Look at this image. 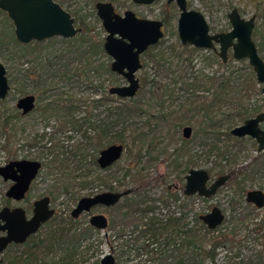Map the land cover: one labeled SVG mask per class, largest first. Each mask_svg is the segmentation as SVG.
<instances>
[{"label": "rangeland", "instance_id": "rangeland-1", "mask_svg": "<svg viewBox=\"0 0 264 264\" xmlns=\"http://www.w3.org/2000/svg\"><path fill=\"white\" fill-rule=\"evenodd\" d=\"M96 0H55V2L61 4V6L76 19V11L78 16H82L84 23L75 22V27L80 28L83 31V26L91 28L92 32L100 39H104L106 32L101 26V21L97 22L94 18L96 16L95 11ZM96 2H110L115 11L118 14H123L125 11L133 12L137 17L147 20H159L162 15L172 14L175 18L172 20L170 26L164 28V36L160 40L157 48L159 51H163L167 56L172 57L174 63L177 61L176 57L178 53H182L179 48L180 42L177 36L176 21L178 18V9L175 4L168 5L166 0H157L149 6L137 5L132 3L131 0H98ZM187 6L189 9L200 12L209 26L211 33L227 32L231 29V25L228 21L227 14L232 8H236L240 16L244 19H249L252 16L255 17V27L257 25H263L259 29L264 39V0H187ZM97 17V16H96ZM261 17V19H260ZM255 29V28H254ZM13 26L11 21L7 18L6 14L0 12V63H2L6 69V76L10 84V92L8 96L0 103V166L5 163L16 159L36 160L41 162L42 166L36 177V180L32 184V188L25 200L14 203L7 202L4 193L7 190L9 183L4 182L0 178V209L5 205L10 207L19 206L22 207L28 216L31 215V203L35 199H39L43 196L50 198V207L54 209L55 213L53 217L40 228L38 231L40 234H44L54 228L57 225L66 226L68 228H81L85 221H88V215L81 217L74 225L68 223V217L71 210L76 205L77 201L82 197H91L95 194H99L108 190L107 186H111L117 192H122L125 189L131 188L132 194L129 196L131 200L145 199V203H141L139 206L141 209H149L145 211L143 215H138L137 223H141V227L147 224L149 218L153 217L156 220H163L164 217L169 216V213L177 212V206L184 205L185 201L180 198L179 202L174 204V207L168 208L161 200L162 198H168L166 187L178 186L179 193L184 185V176L189 169H206L210 172L211 180L215 179L219 175L232 173L233 177L241 176L243 171L249 175L248 181L244 182L246 191L259 189L264 192V152L258 153L256 151V143L250 137L243 139L234 138L231 135H225V126L221 127L219 133L223 134L219 136V140L216 142L219 148H226L228 152L233 154V159H222L218 157L217 151H211L212 139L208 142V145H203L201 140L194 138V132L190 139L186 140L188 145L186 149H189L191 157L184 156L178 160L179 166L170 163L166 159L168 157L174 158V150L182 148L181 130L184 126H188L186 123H182V126L176 132L172 124H160L157 123V128L154 127V123L148 127L146 120L149 116H157L164 112H172V118H180L182 122L187 119H191L197 115V113H190L188 108H193L195 104L190 105L193 102V97L189 95L188 84H177L176 86L167 87V91L173 89V97L170 98L167 92H155L148 88L149 84L141 90L140 94L134 98V102L128 100L121 101L128 106L136 105L138 108L137 114L131 120L136 129L148 132L156 128L155 138L158 145V158L152 159L149 163L148 156L144 157L140 164L134 165L133 168L127 172L128 164H134V151L129 152L124 149L122 157L112 166L106 170H100L93 164V160L98 157L99 152L104 149L107 144L104 141L103 144L98 143L97 137L91 132L86 133V137L83 138V130H86V126L80 131H72L70 126L65 124L66 118L62 117L58 113L45 112L47 102H55L56 100H63V95H70L75 102V115L74 119L78 120L79 117H87L88 114H92L95 121L103 120L106 117V110L109 106L104 104L94 108L93 101L101 100L100 92L92 91L91 84H107V77L104 73L101 75H95L92 73L89 76V84H76L75 86H66L59 83L58 69H60L65 63L68 65L67 69L71 73L73 71L83 67L77 61H72L70 56L69 60L64 63H57L55 57L57 53H61L64 49H73L74 44L72 41H60L59 38H51L44 42H41L40 47L31 45L30 49L33 51V56H25L19 59L14 56V46L11 44V37H14ZM255 31V30H254ZM81 33V32H80ZM254 33V32H253ZM79 35V34H78ZM78 35L75 37L77 38ZM259 37V36H258ZM258 37H253L254 42H258ZM23 45V44H21ZM26 46V45H24ZM176 46L177 52L174 55L170 48ZM29 52V51H28ZM25 51V55L28 54ZM23 54L18 52V56ZM23 54V55H24ZM36 54L46 60V63L55 64L51 73L45 77V84L41 90L35 87V83L24 81V71L31 69L34 64L31 63L30 58L36 57ZM192 54V53H191ZM210 52L204 50L195 52L192 54L193 71H199L202 68V60L207 57ZM97 58V57H96ZM186 56H182L185 60ZM229 58H231V52H229ZM102 60V58H97ZM147 62V66L143 67L136 73V77L141 80V75L147 72L149 75L156 74L154 67L148 62V57L142 55L141 63ZM57 63V64H56ZM247 60L243 63L240 61H231L230 70L241 68ZM80 64V65H79ZM204 64V63H203ZM190 66V69H191ZM216 65L207 67L205 73H210L217 70ZM187 71V69H185ZM60 73V71H59ZM74 82V81H73ZM91 82V83H90ZM125 85L123 79H119L116 86ZM169 86L170 84H166ZM45 95L43 96V92ZM59 94H63L59 97ZM26 95H34L36 97L35 109L27 116H20L19 111L16 110V101ZM40 95V99H39ZM199 96L198 94H195ZM43 96V97H42ZM119 100V99H118ZM162 101V102H161ZM247 104H253L258 102L262 105L264 110V95L257 94L253 91L248 97L244 99ZM106 105V106H105ZM227 108H222L223 110ZM163 112V113H164ZM14 113L18 114V118L11 119L8 126L3 128V117L13 116ZM193 116V117H192ZM199 117V116H198ZM109 122V118L107 116ZM198 122V119H196ZM241 125L238 123L236 126ZM134 126L129 124H121L113 132L108 131L109 137L121 136V129L127 128L123 137L131 136ZM146 127V128H144ZM192 127V126H190ZM152 133V132H151ZM150 137L147 138L149 140ZM36 144H35V143ZM117 144V143H114ZM80 148L81 154L84 156V167L78 168L81 157L78 156L72 159L71 152L74 149ZM63 153L59 159H62L67 165L61 174H58L56 170H49L47 164L51 161V155H57L58 152ZM48 155V156H47ZM155 155H151L153 157ZM188 166V167H186ZM243 170V171H242ZM240 175H239V174ZM68 175V176H67ZM88 176L87 180H90V185L87 188H80V183L84 176ZM67 176V177H66ZM78 178V179H76ZM98 178L107 179L106 185L97 183ZM68 186L65 189V186ZM230 181L221 188L216 195L209 198L207 201L195 200L191 207L190 219L194 214L205 215L211 211L213 207H219L223 209L227 215V221L223 225L216 227L214 230H208L205 234L207 243L219 242L220 245L214 249L213 260L205 259V263L215 264H264V225L258 227L257 223L259 218L264 216V209L259 211L252 210V214L248 211V208H244V211H237V215H234V210L239 208L238 200L240 196L234 195L231 190ZM136 188V189H134ZM134 190H136L134 192ZM67 191V192H65ZM243 201V195L241 197ZM119 206L113 208L96 207L91 213L102 214L108 220V226L104 230H96L98 233L94 234L89 241L90 249L86 250L83 247L80 248V252L77 255V259L84 261L83 264H100L101 258L111 253L115 259L116 264H174V259L169 255L173 253V247L163 246V238L160 236H152L146 234L139 239L138 242H134V237L137 233H131L130 221H122L119 218L121 214L120 206L122 202H119ZM242 213L238 216V213ZM248 213L247 217H244ZM251 214V215H250ZM236 216V217H235ZM139 217L141 219H139ZM235 217L236 219H232ZM259 217V218H258ZM252 220V235H248L244 231L243 226L248 227ZM248 225V226H247ZM122 233V236H118V233ZM130 233L131 235H129ZM235 233V234H234ZM200 236H203V232H199ZM235 235V236H234ZM221 237L227 238V241H222ZM248 238L249 241L248 242ZM252 239V241H251ZM237 244L236 245V242ZM245 241V243H243ZM128 245L131 247V251L127 249L125 254L120 255V246ZM154 248L157 251H152ZM122 249V248H121ZM166 249V255L169 259H162L159 251ZM124 250V249H123ZM19 254L20 250H11V254ZM6 252L0 254V259L4 258Z\"/></svg>", "mask_w": 264, "mask_h": 264}, {"label": "trees", "instance_id": "trees-1", "mask_svg": "<svg viewBox=\"0 0 264 264\" xmlns=\"http://www.w3.org/2000/svg\"><path fill=\"white\" fill-rule=\"evenodd\" d=\"M96 1L95 4L98 3ZM94 18L99 22L96 16H94ZM174 18L175 15H173V13L166 16L164 14L160 20L165 27H168ZM74 20L78 23H84L82 16H78L77 11L76 19ZM262 27L263 25L256 26L253 37L259 36L256 46L258 54L264 60V39L259 31ZM59 39L62 42L72 41L74 48H67L61 51V53H57L55 61L58 64L64 63L65 61L67 62L71 56L72 61H77L80 64H83L81 70L77 69L71 73L70 70L67 69L68 65L65 63L60 69H58L57 75L59 83L61 82V84L66 86H75L76 84L83 83L89 84L87 81H90L89 76L92 73L95 75H101L104 73L107 77V84H96L95 86L91 84L90 89L102 93L101 100L95 102L96 108L99 107L102 102H104V104L106 103V105L109 103L108 99L106 100L105 98H109L110 103L109 106L105 108L107 115L105 119L101 121H95L92 114H88L87 117H79L78 120H75V102L70 95L66 94H61L64 96V99L59 104H53L51 102L45 104L46 108H44L42 112L45 113L49 111L62 115V117L66 118L65 124L69 125L72 131H80L86 126V130H83V138L89 139V141L90 137L85 136L87 132H91L97 137L99 145L103 144L104 141H106L107 144L118 143L123 144L127 151H134L135 161L134 164H128L127 172H129L134 165L136 166L140 164L144 157L148 156L149 159L147 161L149 163L152 159L158 158V145L155 138V129L158 126L155 125L159 122L160 124H172L174 130L176 129V132H178L182 123L192 126L194 138L199 137L203 145H208V142L212 139V143L214 144L211 147V151L216 150L218 157L232 161L233 154L228 152L226 148H219L216 144L219 140V136L223 135L219 133L221 127L225 126V135H230V130L238 123H242L246 119L263 111L262 105L258 102L253 104H247L244 102V99L253 91L257 92V94H262L261 86L256 82L255 74L248 63L244 64L241 68L230 70L228 67L230 66L231 61L222 64L216 54L210 53L207 57L203 58L202 62L204 64L202 63V68L199 71H193V67L191 66L193 59L192 54L198 52L197 50L180 44L179 48H181L182 53H178V56L176 57L177 61L174 63L172 57L167 56L163 51H159L157 48L159 42L157 45L148 48L144 53V55L148 57V62L154 67L156 74L149 75L147 72H144L141 75V86L135 97L140 94L144 87H146V84H149L148 88L155 92H161L163 94L164 92H167L170 98L173 97V89L167 91V87H173L177 84H188L187 86L189 88L187 91L190 92L189 95L194 96L193 102L190 105L195 104L196 106L188 108L187 111L190 113H197V115L182 122V120L180 121V118H172V112L166 113L162 110L161 113H158L155 117L149 116L145 122L148 127H150L152 122L154 123V127L156 128H154L153 131L149 130L148 132H145L136 129L134 124H132L133 120L131 119L137 114L136 108L138 107L136 105L128 106L121 102L123 100H128L133 103L135 97L130 99H119L115 96L110 97L108 94V89L111 86L116 85L119 79L122 78L110 70V58L105 54L103 49L104 39H100L92 32L91 28H86L84 26L83 31L81 30V33H79L77 38ZM1 41L2 40L0 39V45ZM11 42L15 49L14 56L19 59L29 55L32 58L33 51L31 50L33 48L30 49L31 45H35L39 48L40 44H42L32 42L24 46L17 42L13 37H11ZM170 50L174 55L177 52L176 46L170 48ZM25 51H29L28 54L25 55ZM18 52H22L24 55L21 54L18 56ZM36 55L37 56L33 59L30 58L31 63L34 64V66H32L31 69H28V71H24L23 79L24 81L35 83V87L41 90L46 81L45 77L52 72L53 67L56 65L50 62L47 64L46 60L44 61L40 54ZM184 55L186 56L185 60L182 59V56ZM96 57H101L102 60H97ZM243 61L244 60L240 62L243 63ZM214 65L218 67L217 70L205 73L207 67H212ZM145 66H147V62L142 64L141 69ZM185 69H187V71H185ZM51 75L54 76L56 74L51 73ZM166 84L170 85L167 86ZM195 94H198L199 96H196ZM44 95L45 93L43 92V96ZM40 98L39 95V99ZM1 102L2 100H0V103ZM60 105H62V107H60ZM222 108H227V110L224 109L222 111ZM107 116L110 119L109 122ZM15 118H18V114L16 113H14L13 116L3 117V128L7 127L9 121ZM196 119H198V122ZM121 124L134 126L135 130L132 131L129 139L128 137L126 138L122 136L127 131V128L121 129V136L114 135L110 138L108 131L110 130L113 132V130ZM148 137H150L149 140H147ZM181 144L182 148L179 147L174 150V158L172 159L171 157H168L166 159L176 166H179V159H182L184 156L191 157L189 149H186L188 145L187 141L182 140ZM80 150V148H76L71 152L72 159H75L78 156L81 157L80 164L78 165L79 169L84 167V164L82 163L84 156L78 154ZM62 153L63 152L60 151V153L58 152L55 156L51 155V161L47 164L49 170H56L58 174H61L63 170L68 169L65 168L67 165L64 161L59 159ZM151 155L155 156L151 157ZM93 164L96 166L95 162ZM242 176L247 177L248 175L247 173H243ZM87 178L88 176L86 175L82 178L83 180H81V183L79 184L80 188H87L89 186L90 180H87ZM96 182L106 185L107 179L98 178ZM67 188L68 186L66 185L65 189ZM107 188L110 191L114 190L111 186H107ZM135 191L136 190H134V192ZM167 194L170 195L169 191H167ZM172 197L171 195L169 196L170 199ZM185 199L188 200V203L192 206L194 204L193 202L197 200L196 198ZM173 200L176 202L178 197L174 196ZM141 203H145V199L131 200L128 197L124 199L123 204L119 207L121 210L119 218H121L122 221H130L132 226L131 233H137L134 237V242H138L139 239L146 234L162 237L163 246L166 245V247H173L174 254L171 253L169 256L174 259V264H204L205 259L213 260L214 249L219 246L220 243L218 241L211 242L210 244L207 243L205 234L208 233V230L199 220L198 214H194V216L191 217L190 222H186V219L189 216L188 212L185 211L186 206L188 205L187 202L184 210L181 211L183 221H181L180 216L175 218L169 216L165 222L163 220L158 221L151 217L148 219L147 224L142 226L143 228H140L141 223H137V216L140 214L143 215V213L145 211L147 212L149 209H141L139 207ZM139 219L141 218L139 217ZM67 221L70 225H74L78 220L73 221L68 217ZM199 232H203V236H200ZM97 233L98 232L95 229L88 225L87 221L83 223L81 228H68L66 226L62 227L57 225L56 228L44 234L37 232L22 245H10L4 251L6 254L4 258L0 259V264H83L84 261L80 260L81 258L77 259L80 248L83 247L84 249L89 250L90 244H88L87 241ZM122 233L123 232H119L118 236H122ZM120 247L122 248H119L120 255L125 254V249L128 251L132 250L128 245H121ZM11 250H20V253L18 255L15 253L11 254ZM152 251L156 252L157 249L154 248ZM159 253L162 256V259H169L168 255H166V249H161Z\"/></svg>", "mask_w": 264, "mask_h": 264}, {"label": "water", "instance_id": "water-1", "mask_svg": "<svg viewBox=\"0 0 264 264\" xmlns=\"http://www.w3.org/2000/svg\"><path fill=\"white\" fill-rule=\"evenodd\" d=\"M138 5H151L156 0H131ZM175 2L179 11L176 30L179 42L182 46H192L198 49L215 50L214 43L219 47V57L223 62L227 61V50L232 49L233 59L236 61L247 60L255 74L256 82L261 86L264 95V62L257 52L252 40V32L255 26V17L243 19L236 9L228 15L231 30L222 34H209V28L204 16L196 11L187 9L186 0H167V3ZM96 16L101 21V26L106 32L103 49L112 60L111 72L122 77L126 82L122 86H112L109 94L119 99H130L137 94L140 83L136 73L142 67L141 56L148 48L155 46L163 37L162 23L156 20L141 19L131 11L119 15L114 12L111 3L98 2L95 4ZM0 12L6 14L13 26L14 37L23 45L32 42L41 43L51 38L73 39L80 32L75 27V20L69 12L54 0H0ZM10 91V85L6 76V69L0 63V100H4ZM35 99L28 95L18 99L15 107L22 115H27L34 108ZM264 120V113L255 118L245 120L241 126L231 130V135L236 138L251 137L258 143V152L264 150V131L258 127ZM191 128L182 130V137L189 139ZM123 145H110L100 151L97 164L104 170L115 164L122 156ZM41 165L36 161H12L0 167V177L3 181H11L13 184L7 189L6 198L21 201L29 189V185L35 179ZM229 178L228 175L220 176L207 187L209 175L203 169H191L185 176L184 194L186 196H199L209 198L215 194ZM131 190L123 192H102L91 197L80 198L70 212L74 219L82 214H89L95 207H111L120 199L129 195ZM248 202H254L258 208L263 205V195L260 191H252L247 195ZM48 197H43L33 202L32 216L26 219L22 208L3 207L0 210V254L11 244L20 245L27 241L31 235H35L42 225L49 221L55 211L49 206ZM199 220L209 230L218 227L223 215L214 207L208 214L200 216ZM89 225L96 230H104L107 227V219L102 214H94L89 217ZM100 264H116L111 253L104 255ZM215 264V263H206Z\"/></svg>", "mask_w": 264, "mask_h": 264}, {"label": "flooded vegetation", "instance_id": "flooded-vegetation-1", "mask_svg": "<svg viewBox=\"0 0 264 264\" xmlns=\"http://www.w3.org/2000/svg\"><path fill=\"white\" fill-rule=\"evenodd\" d=\"M157 1V0H156ZM57 3V2H56ZM108 3H110V2H108ZM166 3H167V0H166ZM173 4H175V2H172ZM172 3H167L168 5H170V4H172ZM60 5V4H59ZM138 5V4H137ZM186 5H187V0H186ZM113 6V5H112ZM143 6H145V5H143ZM149 6V5H148ZM176 6V5H175ZM95 7V6H94ZM113 8H114V6H113ZM187 9H189L188 8V6H187ZM233 9H236V8H232L231 10H230V12L233 10ZM191 10H193V9H191ZM237 10V9H236ZM128 11V10H127ZM238 11V10H237ZM114 12L115 13H117L116 11H115V9H114ZM126 12V11H125ZM229 12V13H230ZM228 13V14H229ZM239 13V12H238ZM118 14V13H117ZM124 14V13H123ZM123 14H121V15H123ZM179 14V13H178ZM227 14V15H228ZM120 15V14H119ZM120 15V16H121ZM240 15V14H239ZM136 16V15H135ZM137 17V16H136ZM253 17V16H252ZM98 18V17H97ZM139 18V17H138ZM228 18V17H227ZM142 19V18H141ZM244 19V18H243ZM247 20V19H246ZM156 21H160L161 23H162V27H161V31L163 32V36H164V28H165V26H164V24H163V22L159 19V20H156ZM229 21V20H228ZM177 22V21H176ZM208 25V24H207ZM208 28H209V26H208ZM254 28H256L255 26H254ZM81 30V29H80ZM231 30V29H230ZM229 30V31H230ZM254 30L255 29H253V32H254ZM229 31H227V32H229ZM227 32H219V33H211L210 32V29H209V34L210 35H215V34H222V33H227ZM253 32H252V40H253ZM163 38V37H162ZM161 38V39H162ZM160 39V40H161ZM160 40H159V42H160ZM158 42V43H159ZM253 42H254V40H253ZM104 43V42H103ZM157 43V44H158ZM255 43V42H254ZM156 44V45H157ZM181 44V43H180ZM28 45V44H27ZM255 45H256V43H255ZM186 46H188V45H186ZM214 46H215V50H212V49H198V48H194V47H192V46H188L189 48H191V49H195V50H197V51H202V50H204V51H206V52H210V53H214V54H216V56L218 57V59L220 60V62L222 63V64H226L227 62H229V61H236V60H234L233 59V52H232V49L231 48H229L228 50H227V61L226 62H223V60L219 57V47H218V45L217 44H215L214 43ZM256 48H257V46H256ZM148 50V49H147ZM146 52V51H145ZM144 52V53H145ZM229 52H231V58H229ZM257 52H258V50H257ZM144 53L142 54V55H144ZM259 55V54H258ZM260 56V55H259ZM109 57V56H108ZM142 57V56H141ZM110 58V57H109ZM261 58V57H260ZM141 59V58H140ZM262 59V58H261ZM263 60V59H262ZM240 61H242V60H240ZM111 62H112V60H111V58H110V65H111ZM263 62H264V60H263ZM248 63V62H247ZM111 70V69H110ZM141 70V69H140ZM117 75V74H116ZM118 76V75H117ZM120 77V76H119ZM120 78H122V77H120ZM136 78H138V77H136ZM123 79V78H122ZM124 80V79H123ZM138 80H139V78H138ZM139 83H140V80H139ZM125 84H126V82H125ZM10 85V84H9ZM114 86H116V85H114ZM122 86V85H121ZM140 86H141V84H140ZM112 87V86H111ZM140 89V88H139ZM10 90H11V88H10ZM92 90V89H91ZM109 90V89H108ZM92 91H94V89L92 90ZM10 92V91H9ZM44 93H45V91H44ZM96 93V92H95ZM101 95H102V93H100ZM108 94H109V91H108ZM26 96H28V95H26ZM31 96H33L34 97V99H35V102H34V108H33V110L35 109V106H36V97L34 96V95H31ZM60 96H62L61 94H59V97ZM109 96L110 97H112L113 95H110L109 94ZM23 97H25V96H23ZM116 97V96H115ZM22 98V97H21ZM102 98V96H100V99ZM20 99V98H19ZM106 100L108 99V101H109V103H110V99L109 98H105ZM5 100V99H4ZM3 101V100H2ZM18 101V100H17ZM16 101V102H17ZM62 101V99L61 100H56L55 102H53V104H59L60 102ZM97 101V100H96ZM96 101H93L92 103H94V108H96L95 107V102ZM47 103H49V102H47ZM46 103V104H47ZM108 103V104H109ZM107 104V105H108ZM60 107H62V105H60ZM16 108V107H15ZM17 110V109H16ZM32 110V111H33ZM18 111V110H17ZM31 111V112H32ZM30 112V113H31ZM49 112V111H48ZM30 113H28V114H30ZM262 113H264V110L262 111V112H260V113H258V114H255L254 116H252V117H250V118H248V119H251V118H255L257 115H259V114H262ZM27 114V115H28ZM19 115L20 116H27V115H22L21 114V112L19 111ZM248 119H246V120H248ZM244 122H242L241 123V125L243 124ZM241 125H239V126H241ZM185 127H190L189 125L188 126H184L183 128H185ZM235 127H238V126H235ZM235 127H233V128H235ZM258 127H259V129L261 130V131H264V120L262 121V122H260L259 123V125H258ZM183 128H182V130H183ZM191 128V136H192V132H193V129H192V127H190ZM232 128V129H233ZM231 129V130H232ZM182 130H181V136H182ZM231 130H230V132H231ZM230 135H231V133H230ZM190 136V137H191ZM232 136V135H231ZM234 137V136H233ZM248 137V136H247ZM234 138H236V137H234ZM243 138H245V137H242V138H237V139H243ZM251 138V137H250ZM182 139L183 140H188V139H184L183 137H182ZM190 139V138H189ZM253 139V138H252ZM254 141H255V143H256V151H257V149H258V143L256 142V140L255 139H253ZM110 145H120V144H109L108 146H110ZM121 145H123V144H121ZM108 146H106L105 148H107ZM104 148V149H105ZM123 148L125 149V147H124V145H123ZM103 150V149H102ZM258 152V151H257ZM261 152H264V150L263 151H261ZM261 152H258V153H261ZM100 153V152H99ZM123 153H124V151H123ZM123 155V154H122ZM98 156H99V154H98ZM122 157V156H121ZM97 159H98V157L95 159V160H93L94 162H95V164H96V167H98L99 168V166H98V164H97ZM21 160H26V161H36V160H27V159H16V160H11V161H9V162H12V161H21ZM9 162H7V163H9ZM36 162H39V161H36ZM93 162V163H94ZM7 163H5L4 165H2V166H5ZM40 163V165L42 166V164H41V162H39ZM1 167V166H0ZM109 168V167H108ZM40 169H41V167H40ZM40 169H39V171H40ZM100 169V168H99ZM107 169V168H106ZM106 169H104V170H106ZM100 170H102V169H100ZM189 170H191V169H189ZM188 170V171H189ZM203 170H206V169H203ZM39 171H38V173H39ZM188 171H187V173H188ZM207 172H208V175H209V181H208V183L206 184V186L207 187H209L211 184H212V182H214L217 178H219L220 176H225V175H228L229 176V178L227 179V181L224 183V185H222L220 188H218V190L215 192V194L214 195H216L217 193H218V191L221 189V188H223L224 186H225V184L226 183H228L229 181H230V188H231V190L233 191V193H234V195H235V197L236 196H240V199L238 200L239 202H238V206H239V208H237V210H234L233 212H234V215H237L236 213H237V211L238 210H240V211H244V208H250V209H248V211H250L251 212V214H252V210H253V212L256 210V211H259V210H261V209H264V192L262 191V190H259V189H251V190H247L246 191V188H245V184H244V182H246V181H248V179H249V175L247 176V177H244V176H237V177H233L232 175V173H227V174H221V175H219L218 177H216L215 179H213V180H211V176H210V172L208 171V170H206ZM243 171V170H242ZM38 173H37V175H36V177L38 176ZM242 173H245V171H243ZM239 174V173H238ZM187 175V174H186ZM185 175V176H186ZM240 175V174H239ZM185 176H184V178H185ZM36 177H35V179L31 182V184L29 185V189H28V191L26 192V194H25V197L21 200V201H23V200H25V198H26V196L28 195V193L30 192V190H31V188H32V184H33V182L36 180ZM1 178V177H0ZM2 179V178H1ZM3 180V179H2ZM4 182H8L9 183V186H8V188L13 184L11 181H4ZM184 186H185V179H184V185H183V188L181 189V192L179 193V191H177L179 188H178V186H173V187H171V186H167L166 187V192L167 191H169V193H170V195H171V199L168 197V198H162V203L165 205V206H167L168 208H170V206H172V207H174V204H176V202H179L180 201V198L181 199H183L184 201H185V204L184 205H182V206H180V205H178L177 206V212H174V211H172V212H170L169 213V216H172L173 218H175V217H178V216H180L181 217V221H183L182 220V214H181V211H183L184 210V207L186 206V202H187V206H186V212H188V215L190 214V212H191V207H192V205L190 204V203H188L189 201L188 200H186L185 198H196L197 200H201V201H207L209 198H211V197H213V196H211V197H209V198H202V197H199V196H197V195H195V196H186L185 194H184ZM7 188V189H8ZM125 190H131V193L129 194V195H126V196H124V197H122L121 199H120V201H118V203H116L114 206H111V207H108V208H113V207H115L116 205L118 206V204H119V202H122V204H123V201H124V199L125 198H128L131 194H132V189L131 188H128V189H125ZM125 190H123V191H125ZM7 191V190H6ZM6 191H5V193H6ZM122 191V192H123ZM252 191H260L261 193H262V195H263V205H262V207L261 208H258L257 206H256V204L254 203V202H248L247 201V195H248V193L249 192H252ZM105 192H117V191H110V190H107V191H105ZM5 193H4V196H5ZM100 194V193H99ZM95 195H97V194H95ZM169 194H168V196H170ZM242 195H243V201L241 200V197H242ZM94 196V195H93ZM174 196H177L178 197V200L175 202L173 199H174ZM43 197H48V196H43ZM43 197H41V198H43ZM49 198V197H48ZM5 199L7 200V202L9 203L10 201L11 202H14V203H19V202H21V201H14V200H12V199H9V198H6V196H5ZM40 199V198H39ZM170 199V200H169ZM36 200H38V199H35L33 202H35ZM49 200H50V198H49ZM33 202L31 203V207L33 208ZM51 202V201H50ZM49 206H50V203H49ZM4 207H8V208H10V209H13V208H18L19 206H15V207H10V206H8V205H5ZM98 207V206H97ZM99 207H102V206H99ZM19 208H22V207H19ZM32 208H31V215L30 216H28L27 214H26V211L24 210V212H25V216H26V219H30L31 218V216H32ZM51 208V207H50ZM96 208V207H95ZM104 208H106V207H104ZM214 208V207H213ZM212 208V209H213ZM220 211H221V213H222V215H223V220H222V222H221V224L220 225H223L224 223H226V219H227V215H226V213H225V211L223 210V209H221V208H219V207H217ZM2 209V208H1ZM0 209V210H1ZM52 209V208H51ZM94 209V208H93ZM92 209V210H93ZM211 209V210H212ZM91 210V211H92ZM208 214V213H207ZM250 214V215H251ZM84 215H88V220H89V217L91 216V215H94V214H92L91 212L89 213V214H82V215H80L78 218H76V219H74V218H72L71 216H70V213H69V217L73 220V221H77V220H81V217L82 216H84ZM206 215V214H205ZM242 215V213L240 212V214L238 213V216H241ZM169 216H166V217H164V219H163V221L165 222V221H167V218L169 217ZM190 216V215H189ZM188 216V218L186 219V222L187 221H189L190 222V217ZM200 216H203V215H199V217ZM248 216V213L246 214V215H244V217H247ZM236 217V216H235ZM235 217H233L232 219H236ZM259 218V217H258ZM107 219V218H106ZM162 221V220H161ZM173 221V220H172ZM48 222V221H47ZM46 222V223H47ZM88 222V221H87ZM45 223V224H46ZM257 223V226L258 227H262V225H264V216L262 217V218H259L258 219V222H256ZM202 224H204V223H202ZM88 225H89V223H88ZM205 225V224H204ZM219 225V226H220ZM42 226H44V225H42ZM41 226V227H42ZM107 226H108V220H107ZM206 226V225H205ZM248 226V225H247ZM40 227V228H41ZM107 228V227H106ZM207 228V227H206ZM243 228H244V231L245 232H247L248 233V235H252V220H251V223L249 224V226L248 227H246V226H243ZM94 229V228H93ZM40 230V229H39ZM38 230V231H39ZM96 230V229H95ZM207 230H209L208 228H207ZM37 231V232H38ZM128 234H130V233H128ZM235 234V233H234ZM4 234L3 233H0V237L1 236H3ZM131 235V234H130ZM32 236V235H31ZM30 236V237H31ZM235 236V235H234ZM29 237V238H30ZM28 238V239H29ZM222 238V241H227V238H225V237H221ZM27 239V240H28ZM251 241H252V239H251ZM235 242H236V245H238L237 244V241L235 240ZM248 242H250L249 241V238H248ZM243 243H245V241L243 242ZM24 244V243H23ZM11 245H15V244H11ZM20 245H22V244H20ZM10 246V245H9ZM8 246V247H9ZM7 247V248H8ZM206 264V263H205Z\"/></svg>", "mask_w": 264, "mask_h": 264}]
</instances>
